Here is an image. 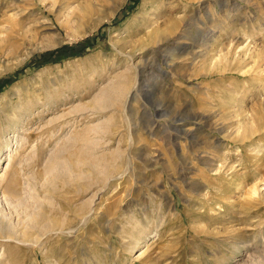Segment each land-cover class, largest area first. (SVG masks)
I'll return each instance as SVG.
<instances>
[{
  "label": "rangeland",
  "instance_id": "obj_1",
  "mask_svg": "<svg viewBox=\"0 0 264 264\" xmlns=\"http://www.w3.org/2000/svg\"><path fill=\"white\" fill-rule=\"evenodd\" d=\"M0 209V264H264V0H0Z\"/></svg>",
  "mask_w": 264,
  "mask_h": 264
},
{
  "label": "bare ground",
  "instance_id": "obj_2",
  "mask_svg": "<svg viewBox=\"0 0 264 264\" xmlns=\"http://www.w3.org/2000/svg\"><path fill=\"white\" fill-rule=\"evenodd\" d=\"M101 100V99H100ZM104 100H105V98H104ZM2 180V179H1ZM10 188H11V186L10 185H7L6 187H4V192H8V193H12V192H14V191H12V192H10ZM253 192H255L256 193V191L254 190ZM13 194V193H12ZM1 210V209H0ZM2 214V213H1ZM1 216V215H0ZM4 216V215H3ZM5 217V216H4ZM7 220L9 221V222H7ZM5 219V218H3V217H0V230H7L8 231V235H12V237L14 236V228H13V226L14 225H12V223H11V219ZM51 222V221H50ZM54 221H52L51 223H53ZM56 225H59V227H61V225L59 224V223H56ZM15 227V226H14ZM48 228V227H47ZM1 231V232H2ZM4 232V231H3ZM6 234V233H5ZM7 235V234H6ZM7 235V236H8ZM16 236V235H15ZM18 236V235H17ZM14 238V237H13ZM11 239V238H10Z\"/></svg>",
  "mask_w": 264,
  "mask_h": 264
}]
</instances>
